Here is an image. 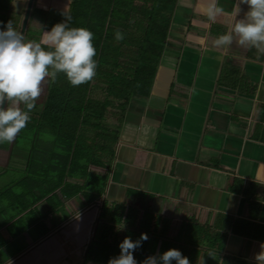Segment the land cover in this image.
Instances as JSON below:
<instances>
[{
    "label": "crops",
    "instance_id": "obj_1",
    "mask_svg": "<svg viewBox=\"0 0 264 264\" xmlns=\"http://www.w3.org/2000/svg\"><path fill=\"white\" fill-rule=\"evenodd\" d=\"M237 3L218 0L225 12L211 21L212 0H175L149 90L129 96L110 157L64 176L82 189L58 193L52 206L43 196L31 204L34 219L8 231L12 237L30 227L35 235L16 245L9 263L108 264L83 257L101 228L117 248L126 236L146 233L133 253L137 264L168 249L190 264L257 263L264 249V53L240 46L235 35L230 46L213 44L248 11L240 5L237 15ZM26 157L0 163V173L25 169ZM92 190L96 196L85 200Z\"/></svg>",
    "mask_w": 264,
    "mask_h": 264
},
{
    "label": "trees",
    "instance_id": "obj_2",
    "mask_svg": "<svg viewBox=\"0 0 264 264\" xmlns=\"http://www.w3.org/2000/svg\"><path fill=\"white\" fill-rule=\"evenodd\" d=\"M174 3L175 0H68L63 22L69 17L70 28L82 27L93 33L96 75L79 86H72L63 73L57 75L55 83L47 77L38 113L29 123L32 135L25 171L15 179L23 182V188L11 190L14 197L0 204V225L16 220L19 227L25 226L34 219L31 204L39 197L52 206L60 200L58 193L66 196L82 189L83 184L65 175L83 174L88 165H103V157H110L129 96L149 90ZM118 30L124 36L119 41L115 38ZM40 130L52 136L35 139ZM5 189L1 187L0 192L6 194ZM96 194L92 190L85 200ZM121 209L122 206L119 217ZM22 210L30 213L25 221L21 220L23 213H18ZM200 238L208 243L215 241L210 235ZM222 238L223 235L219 242ZM111 242L101 228L87 241L83 257L109 261L120 254ZM214 244L220 246L216 241ZM236 260L240 264L252 263Z\"/></svg>",
    "mask_w": 264,
    "mask_h": 264
},
{
    "label": "clouds",
    "instance_id": "obj_3",
    "mask_svg": "<svg viewBox=\"0 0 264 264\" xmlns=\"http://www.w3.org/2000/svg\"><path fill=\"white\" fill-rule=\"evenodd\" d=\"M217 5L218 0H212L208 9L211 21L225 12ZM240 5L248 7L244 17L213 44L217 48L230 46L235 35L240 46L254 47L264 53V0H238L237 15L241 12ZM69 19L66 17L64 22L43 32L42 42L25 41L23 33L16 31L11 21L4 25V30H0V143L14 142L27 126L29 114L43 93L46 77L55 83L57 75L63 73L72 86L87 83L95 77L97 62L93 59L96 55L93 33L82 27L70 28ZM115 38L119 41L124 36L118 30ZM147 239L146 233H141L135 241L126 236L118 245L120 254L110 258L108 264H137L133 253ZM255 259L257 264H264V249ZM173 261L190 264L189 259L177 249L146 257L141 264H172Z\"/></svg>",
    "mask_w": 264,
    "mask_h": 264
},
{
    "label": "rangeland",
    "instance_id": "obj_4",
    "mask_svg": "<svg viewBox=\"0 0 264 264\" xmlns=\"http://www.w3.org/2000/svg\"><path fill=\"white\" fill-rule=\"evenodd\" d=\"M67 3L68 0H32L23 32L25 41H43V32L49 31L55 24L63 22ZM25 4L26 0H0V5L4 6L3 9H0V30H4V25L11 21L13 28L18 31ZM46 83L47 77L42 85L43 93L46 88ZM96 92L100 93V90H97ZM43 93L36 101V107L29 114L30 120L28 121L27 126L21 130L14 142L0 143V163L25 160L28 145L31 144L30 136L32 135V129L29 123L34 121V118L38 113L39 106L43 100ZM21 108L24 109V105H21ZM112 118H114V115ZM38 136L39 137H36L35 139L43 140L44 138L52 136V134L49 131L40 130ZM14 151H18V153L13 154ZM10 152H12V154L8 157ZM10 167L11 168L0 173V188L7 187V189H5L6 194L0 192L1 205H3L5 201L14 197V195L10 193L11 190L14 191L23 188V182L21 180L20 182L15 181V179H18L24 174L25 169H20L17 165L15 167ZM93 179L94 176L92 175V180ZM0 213L2 214L3 211H0ZM29 215V212H23L21 220H27ZM18 224L19 223L16 220H10L6 222L4 227H0V264H13L9 263L8 260H11L9 259L10 255L16 252V245H23L35 235L33 229L27 227L19 229L18 233H14L11 237L8 230H15L19 227ZM69 253L71 252L69 251ZM76 257V255H69L71 261L75 260Z\"/></svg>",
    "mask_w": 264,
    "mask_h": 264
},
{
    "label": "water",
    "instance_id": "obj_5",
    "mask_svg": "<svg viewBox=\"0 0 264 264\" xmlns=\"http://www.w3.org/2000/svg\"><path fill=\"white\" fill-rule=\"evenodd\" d=\"M32 0H26V4L22 13V17H21V21L19 24V28H18V32L23 33L24 32V28H25V23L27 20V16H28V12L30 9V5H31Z\"/></svg>",
    "mask_w": 264,
    "mask_h": 264
}]
</instances>
